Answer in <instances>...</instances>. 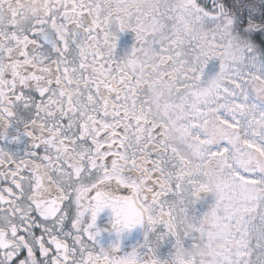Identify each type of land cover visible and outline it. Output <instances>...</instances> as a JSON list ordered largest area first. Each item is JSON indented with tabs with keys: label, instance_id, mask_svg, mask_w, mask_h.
<instances>
[{
	"label": "snow or ice",
	"instance_id": "snow-or-ice-1",
	"mask_svg": "<svg viewBox=\"0 0 264 264\" xmlns=\"http://www.w3.org/2000/svg\"><path fill=\"white\" fill-rule=\"evenodd\" d=\"M19 3L0 139L23 125L31 150L0 148V264H264V0H35L23 24Z\"/></svg>",
	"mask_w": 264,
	"mask_h": 264
},
{
	"label": "flooded vegetation",
	"instance_id": "flooded-vegetation-1",
	"mask_svg": "<svg viewBox=\"0 0 264 264\" xmlns=\"http://www.w3.org/2000/svg\"><path fill=\"white\" fill-rule=\"evenodd\" d=\"M134 44V33L129 30L117 34L116 49L114 50V58L120 59L124 56ZM23 125L10 124L5 129L4 139H0V148L9 151L17 156H23L31 150V139L23 134ZM211 202L210 195L201 194V199L195 205L188 208V214L199 216L203 211L207 210L208 203ZM97 220H102L104 226H98L100 236L98 237V246L107 248L114 240L115 235L110 231L111 214L108 210L100 213ZM146 225L137 227L130 233H126L121 237V253L131 251L137 244L142 243L143 233ZM173 251L172 243L164 241L159 249L161 258H168Z\"/></svg>",
	"mask_w": 264,
	"mask_h": 264
},
{
	"label": "clouds",
	"instance_id": "clouds-1",
	"mask_svg": "<svg viewBox=\"0 0 264 264\" xmlns=\"http://www.w3.org/2000/svg\"><path fill=\"white\" fill-rule=\"evenodd\" d=\"M34 5L35 0H20L19 9L22 13L21 24L24 23L25 18L31 15Z\"/></svg>",
	"mask_w": 264,
	"mask_h": 264
},
{
	"label": "water",
	"instance_id": "water-1",
	"mask_svg": "<svg viewBox=\"0 0 264 264\" xmlns=\"http://www.w3.org/2000/svg\"><path fill=\"white\" fill-rule=\"evenodd\" d=\"M96 223L98 226H104L105 225V223L103 224L102 220H97Z\"/></svg>",
	"mask_w": 264,
	"mask_h": 264
}]
</instances>
